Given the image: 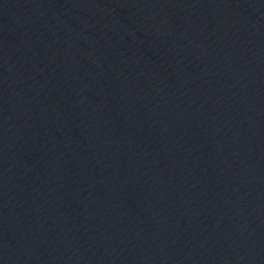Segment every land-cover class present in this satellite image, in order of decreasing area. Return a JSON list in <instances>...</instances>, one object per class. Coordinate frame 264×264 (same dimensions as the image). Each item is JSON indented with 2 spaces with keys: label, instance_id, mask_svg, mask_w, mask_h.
<instances>
[{
  "label": "water",
  "instance_id": "obj_1",
  "mask_svg": "<svg viewBox=\"0 0 264 264\" xmlns=\"http://www.w3.org/2000/svg\"><path fill=\"white\" fill-rule=\"evenodd\" d=\"M0 264H264V0H0Z\"/></svg>",
  "mask_w": 264,
  "mask_h": 264
}]
</instances>
